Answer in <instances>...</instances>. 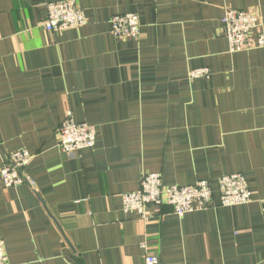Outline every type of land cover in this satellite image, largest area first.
Here are the masks:
<instances>
[{"label":"crops","instance_id":"0c3cea01","mask_svg":"<svg viewBox=\"0 0 264 264\" xmlns=\"http://www.w3.org/2000/svg\"><path fill=\"white\" fill-rule=\"evenodd\" d=\"M62 1L0 0V170L25 149L35 184L0 181L9 264H264V49L229 53L221 24L227 9L264 24V0H77L87 24L46 32ZM129 13L140 39L116 40L110 20ZM68 111L96 127L95 148L61 150ZM156 173L166 187L210 181L216 202L221 178L246 175L253 201L124 213L122 195Z\"/></svg>","mask_w":264,"mask_h":264},{"label":"built area","instance_id":"2783aa9c","mask_svg":"<svg viewBox=\"0 0 264 264\" xmlns=\"http://www.w3.org/2000/svg\"><path fill=\"white\" fill-rule=\"evenodd\" d=\"M111 34L116 40L137 41L141 35V20L138 14L114 16L110 20ZM46 32H64L69 29L83 28L87 24L83 9L77 0L50 2L47 4V17L44 22ZM223 35L228 40L231 54L264 49V24L262 17L251 12L227 9L221 20ZM211 71L194 69L190 71L191 80L210 79ZM58 138L61 150L73 155L97 146L98 131L95 126L77 123L72 111H68L60 125ZM33 156L25 149L17 150L3 162L0 181L4 188L12 189L28 184L34 187V181L28 176V168ZM219 200L216 202L215 188L210 181H199L190 187H166L160 174L142 176L138 191L122 195V209L126 214L137 215L141 220L153 218L151 210L157 207H170L179 217L215 208L244 206L253 201L254 192L246 175L231 174L218 181ZM145 248L146 252L148 247ZM0 264H9L5 244L0 240ZM143 264H159V258L147 252Z\"/></svg>","mask_w":264,"mask_h":264},{"label":"trees","instance_id":"16d2710c","mask_svg":"<svg viewBox=\"0 0 264 264\" xmlns=\"http://www.w3.org/2000/svg\"><path fill=\"white\" fill-rule=\"evenodd\" d=\"M76 261H78V259L76 258Z\"/></svg>","mask_w":264,"mask_h":264}]
</instances>
